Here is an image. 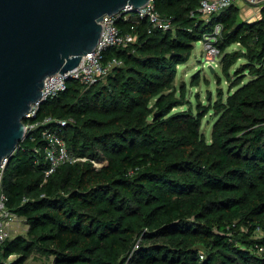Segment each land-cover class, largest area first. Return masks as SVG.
Listing matches in <instances>:
<instances>
[{
    "label": "trees",
    "instance_id": "trees-1",
    "mask_svg": "<svg viewBox=\"0 0 264 264\" xmlns=\"http://www.w3.org/2000/svg\"><path fill=\"white\" fill-rule=\"evenodd\" d=\"M199 2L154 0L169 29L117 17L135 40L102 58L121 64L87 87L68 81L40 106L35 121L65 120L68 149L88 159L45 177L39 137L21 142L1 188L28 228L0 245V264H29L34 253L51 264H264V6L244 20L234 3L204 16ZM199 40L218 50L231 83L225 99L220 91L194 111L174 80ZM210 110L208 141L201 126Z\"/></svg>",
    "mask_w": 264,
    "mask_h": 264
},
{
    "label": "water",
    "instance_id": "water-1",
    "mask_svg": "<svg viewBox=\"0 0 264 264\" xmlns=\"http://www.w3.org/2000/svg\"><path fill=\"white\" fill-rule=\"evenodd\" d=\"M148 1L0 0V164L29 136L24 120L32 103L46 101V77L94 50L105 14L136 12Z\"/></svg>",
    "mask_w": 264,
    "mask_h": 264
},
{
    "label": "built area",
    "instance_id": "built-area-1",
    "mask_svg": "<svg viewBox=\"0 0 264 264\" xmlns=\"http://www.w3.org/2000/svg\"><path fill=\"white\" fill-rule=\"evenodd\" d=\"M236 1L237 0H200L198 10L202 15L207 16L229 7L231 4L236 3ZM247 1L253 4L259 2V0ZM127 13H130V16L133 15L138 19H148L154 27H159L161 29H169L171 27L170 21L160 16L154 0H149L136 12L121 11L114 15L105 14L101 20L102 32L97 46L93 51L85 54L80 64L75 68L64 73L57 72L47 76L42 88V99L47 100L57 97L61 92L66 90L67 82L70 80H75L86 87L90 86L105 77L113 66L121 64V61L116 58L104 62L102 53L107 47H124L135 40V36L132 32H122L117 24V17ZM130 16L128 15V17ZM220 29L221 26L216 25L214 33H219ZM206 38L209 40L212 36L208 35ZM206 42L208 43V41ZM207 48L210 52L218 53V50L209 43L207 44ZM216 53L213 54V57L208 62L213 64ZM41 105L40 101L32 103L31 109L27 113V118L24 120V124L27 130L30 131L29 136L31 140H35L37 137L41 140L40 145L35 148V152L36 154L42 155L46 162L44 174L45 177H47L56 171L60 165L66 162L86 160L88 157L75 155L68 149L62 135V128L66 125L65 120L48 115L43 120L35 121ZM26 120L27 122H25ZM36 128H41L38 134L35 133ZM91 161H93L97 167L104 163V160L91 159ZM6 163L7 160H4L0 164V245L6 238L12 235L16 223L21 219L15 212L11 211L6 206L8 197L1 188L3 168ZM12 256L13 255L10 257Z\"/></svg>",
    "mask_w": 264,
    "mask_h": 264
},
{
    "label": "rangeland",
    "instance_id": "rangeland-1",
    "mask_svg": "<svg viewBox=\"0 0 264 264\" xmlns=\"http://www.w3.org/2000/svg\"><path fill=\"white\" fill-rule=\"evenodd\" d=\"M262 3H249L246 1H237L234 3V8H237V13L239 18L254 20L260 15ZM135 36V34H134ZM136 37V36H135ZM208 41V40H207ZM207 42L204 40H199L195 42L194 49L189 59L177 65V72L175 76V85L184 84L188 90V98L190 99L193 110L195 111L197 102L207 105L213 103L219 98V92L222 91V99H225L231 79L224 74L221 70L220 56L216 52H210L207 48ZM242 49V46L237 44H232L228 46L225 51L233 52L235 50ZM216 53L215 61L209 64V60ZM223 54V53H222ZM244 62V58H238L229 68L231 75L233 76V70ZM215 64V65H214ZM210 67H213L217 71V76H215L211 71ZM200 77L199 81L195 84H191L193 79ZM220 78V79H219ZM188 105L177 107L186 108ZM215 112L210 110L202 119L201 131L206 136L209 141L211 139L212 127L216 120ZM27 230L25 223L22 218L16 223L15 229L12 232L25 233ZM35 257L28 260L29 264H51V259L48 257L41 256L38 253H34Z\"/></svg>",
    "mask_w": 264,
    "mask_h": 264
},
{
    "label": "crops",
    "instance_id": "crops-1",
    "mask_svg": "<svg viewBox=\"0 0 264 264\" xmlns=\"http://www.w3.org/2000/svg\"><path fill=\"white\" fill-rule=\"evenodd\" d=\"M237 1H246V2H248L247 0H237ZM237 1H236V2H237ZM259 2H261V3H262V6H264V0H259ZM259 2H258V3H259ZM262 6H261V7H262ZM209 63H210V62H209ZM210 64H212V63H210ZM212 65H213V64H212ZM214 65H215V64H214ZM25 225H26V224H25ZM26 228H28L27 225H26Z\"/></svg>",
    "mask_w": 264,
    "mask_h": 264
},
{
    "label": "bare ground",
    "instance_id": "bare-ground-1",
    "mask_svg": "<svg viewBox=\"0 0 264 264\" xmlns=\"http://www.w3.org/2000/svg\"><path fill=\"white\" fill-rule=\"evenodd\" d=\"M211 36L213 37V34H211Z\"/></svg>",
    "mask_w": 264,
    "mask_h": 264
}]
</instances>
